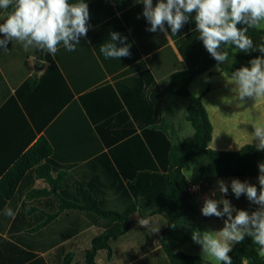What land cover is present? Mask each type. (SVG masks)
<instances>
[{
    "label": "crops",
    "instance_id": "crops-1",
    "mask_svg": "<svg viewBox=\"0 0 264 264\" xmlns=\"http://www.w3.org/2000/svg\"><path fill=\"white\" fill-rule=\"evenodd\" d=\"M85 3L90 27L76 51L69 52L60 45L53 57L41 50L25 51L18 41L9 42L7 51L0 49V182L39 140L46 139L52 148L46 161L25 174L11 199H5L0 191V236L20 250L14 259L34 254L46 264H84L85 251L103 229L97 223L82 229L88 221L85 215L76 208L60 211L61 200L80 203L88 195L108 194L117 209L140 196L148 205L158 202V191L145 183L137 186L127 181L144 173L136 168L150 162L144 151V146H149L145 132L161 128L163 116L173 144L195 133L187 120V102L167 91L173 74L197 68L208 53L198 38L194 18L173 36L166 23L167 35L148 31L151 25L142 15L144 5L136 0ZM156 3L153 0V5ZM4 18L2 15L0 22ZM112 32L126 37L130 57L105 59L99 49ZM227 47L239 53L235 46ZM231 73L214 65L189 86L192 94L202 98L208 112L213 126L210 147L216 151L256 146L251 136L253 125H264V98H248L241 104L236 90L214 89L215 81L230 83ZM205 76H209L208 83L201 81L196 87L198 79ZM162 93L161 105L156 106L154 96ZM41 167H48L58 189L39 175ZM193 167L185 171L189 197L182 202L179 217V227L190 235L193 230L218 232L224 227L227 216L202 215L206 197L227 199L235 209L249 213L258 209L246 195L236 198L232 193L231 180L238 178L201 173L197 166L199 180L193 181ZM221 180L229 187L227 195L218 189ZM246 182L259 191L258 179ZM7 208L15 213L14 218L4 215ZM219 208L222 210L223 205ZM54 214L57 216L48 221ZM150 217L152 225L159 228L157 232L140 226V213L134 214L129 231L111 242L112 257L108 259L102 250L97 254V264H170L161 245L168 216ZM182 250L211 264H221L203 254L202 247L193 241Z\"/></svg>",
    "mask_w": 264,
    "mask_h": 264
},
{
    "label": "clouds",
    "instance_id": "clouds-1",
    "mask_svg": "<svg viewBox=\"0 0 264 264\" xmlns=\"http://www.w3.org/2000/svg\"><path fill=\"white\" fill-rule=\"evenodd\" d=\"M136 2L144 5L142 15L151 25L147 29L150 32L160 31L167 35L166 23L175 36L190 18H194L198 38L218 64L229 62V54L222 50V46L235 45L244 52L258 50L264 54V44L254 47L253 41L246 35L249 28H257L264 23V0H157L155 5L153 0ZM0 9H11L0 23V34L3 36L0 49L5 51L9 42L18 41L25 51L30 48L41 50L53 57L60 45L74 52L90 27L89 8L84 0L75 3L69 0H0ZM238 24L245 27L238 28ZM99 50L105 59L131 56L126 37L117 32H112L110 39ZM249 63L251 67H241L229 76L241 104L248 98L254 101L264 98V56H258ZM253 128L251 136L252 141H256V150L264 151V125L254 124ZM258 167L259 191L255 185L239 179H232L230 184L236 198L244 194L250 202L259 206L256 211L237 210L223 198L204 199L201 208L203 216H227V219L220 231L193 230L191 239L202 247L203 254L214 257L221 264H232L229 253L233 245L242 242L245 237H251L252 242L259 246L258 254L264 256V163ZM217 183L219 191L227 195L228 185L222 180ZM221 204L222 210L219 208ZM4 215L15 217L10 208L4 210ZM138 223L150 232L159 230L152 225L151 217L140 218Z\"/></svg>",
    "mask_w": 264,
    "mask_h": 264
},
{
    "label": "trees",
    "instance_id": "trees-1",
    "mask_svg": "<svg viewBox=\"0 0 264 264\" xmlns=\"http://www.w3.org/2000/svg\"><path fill=\"white\" fill-rule=\"evenodd\" d=\"M87 1L90 0H84V2ZM69 2L75 3L77 0H69ZM10 10L0 9V17L5 15L6 18ZM237 27L242 28L245 25L238 24ZM222 50L228 52L229 62L218 64L207 53L197 68L177 72L170 78L167 91L187 102V120L194 128V136L173 144L163 116L161 128L145 132L149 146H144V151L150 162L136 168L144 173L140 172L137 178H127V181L137 186L145 183L146 187L158 191L161 194L158 202L148 205L146 198L140 196L127 207L117 209L114 207L113 196L108 194L88 195L80 203L69 202L57 195L59 199H62L60 211L76 208L85 215L88 221L82 229L96 223L103 229V232L93 239L90 248L85 251L84 264H97V254L102 250L107 252L110 259L112 257L111 242L129 231L133 222L131 217L136 213H140L141 218L156 214L168 216V225L162 233L161 245L170 264H211L207 259L188 255L182 250L185 244L192 241L190 233L179 227L181 205L189 197V182L185 171L192 166H199L201 173L215 174L220 178L258 179V165L264 163V151H257L256 146L252 144L244 145L234 152L216 151L210 147L213 126L202 98L191 93L190 84L214 65H220L223 71L234 72L241 67H251L250 60L264 56L259 51L236 53L227 46H222ZM231 60H233L232 64ZM147 74L152 82V76ZM163 97L164 93L154 96L156 106L161 105ZM51 153L52 148L49 142L41 139L21 156L0 182L3 197L11 199L25 174L46 161ZM39 175L44 177L53 188L58 189V181L50 176L48 167H41ZM56 216L57 214L50 215L48 221ZM172 225L176 227L173 228ZM258 248L259 246L252 242L251 237H245L242 242L235 244L229 253L232 264H264V257L258 254ZM19 251L15 244L0 236V264H46L42 258H35L34 254H24L17 259L12 258ZM66 264H70V261Z\"/></svg>",
    "mask_w": 264,
    "mask_h": 264
},
{
    "label": "rangeland",
    "instance_id": "rangeland-1",
    "mask_svg": "<svg viewBox=\"0 0 264 264\" xmlns=\"http://www.w3.org/2000/svg\"><path fill=\"white\" fill-rule=\"evenodd\" d=\"M246 35L253 41L254 47L258 48L259 45L264 44V23H262L257 28H249ZM233 46H235V45H230V47H233ZM236 51L239 53H252V52H255L258 50H255V51L250 50L248 52H244V51L236 48ZM227 74H229V73H227ZM208 78H209V76L208 77L205 76V77H202L201 79H198V81L196 82V87H198V84L201 81L208 83L207 82ZM213 85H214V89L216 91H222V90L232 91L233 89L236 90L235 87L233 85H231L230 83H222V82L215 81V82H213ZM196 87L193 88V91H194V89H196ZM198 170L199 169L197 166H194L192 168V174L190 176L191 180H193V181L199 180L200 173ZM226 180H228V179H226ZM239 180L242 182H245L248 179H239ZM249 180H251V179H249Z\"/></svg>",
    "mask_w": 264,
    "mask_h": 264
}]
</instances>
